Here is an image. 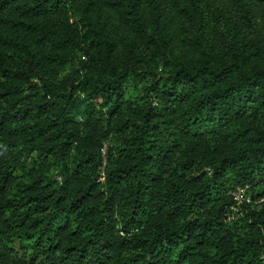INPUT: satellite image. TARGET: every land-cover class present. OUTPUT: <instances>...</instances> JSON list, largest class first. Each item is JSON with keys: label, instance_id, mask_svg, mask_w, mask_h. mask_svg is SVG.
I'll use <instances>...</instances> for the list:
<instances>
[{"label": "trees", "instance_id": "1", "mask_svg": "<svg viewBox=\"0 0 264 264\" xmlns=\"http://www.w3.org/2000/svg\"><path fill=\"white\" fill-rule=\"evenodd\" d=\"M263 196L264 0H0V264H264Z\"/></svg>", "mask_w": 264, "mask_h": 264}, {"label": "built area", "instance_id": "2", "mask_svg": "<svg viewBox=\"0 0 264 264\" xmlns=\"http://www.w3.org/2000/svg\"><path fill=\"white\" fill-rule=\"evenodd\" d=\"M231 196L233 197V200L235 202L233 208H232V214L230 219H233L235 214H238L242 210L243 205H249L253 203V197L249 193V187H237L235 190L231 192ZM258 203L262 204L264 203V196L260 197L257 201Z\"/></svg>", "mask_w": 264, "mask_h": 264}]
</instances>
